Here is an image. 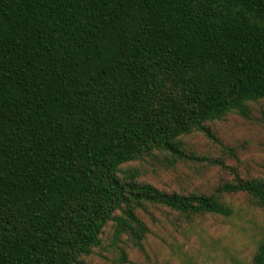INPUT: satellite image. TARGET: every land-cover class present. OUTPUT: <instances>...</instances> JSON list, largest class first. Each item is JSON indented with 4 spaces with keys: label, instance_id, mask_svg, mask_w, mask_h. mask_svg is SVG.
Returning a JSON list of instances; mask_svg holds the SVG:
<instances>
[{
    "label": "trees",
    "instance_id": "1",
    "mask_svg": "<svg viewBox=\"0 0 264 264\" xmlns=\"http://www.w3.org/2000/svg\"><path fill=\"white\" fill-rule=\"evenodd\" d=\"M264 100V0H0V264H84L112 224L143 250L145 205L264 209V178L167 193L122 166L154 153L234 174L182 137ZM121 263L127 259L120 257ZM252 264H264V237Z\"/></svg>",
    "mask_w": 264,
    "mask_h": 264
},
{
    "label": "rangeland",
    "instance_id": "2",
    "mask_svg": "<svg viewBox=\"0 0 264 264\" xmlns=\"http://www.w3.org/2000/svg\"><path fill=\"white\" fill-rule=\"evenodd\" d=\"M247 116L229 113L207 124L219 140L213 144L193 132L181 139L187 153L222 158L234 174L215 166L172 161L165 153L125 164L138 171V180L167 193H215L234 178H264V100L247 103ZM216 194V193H215ZM219 201L233 210L230 217L212 214L185 217L166 208L145 205L137 215L149 229L143 250L132 246L127 236L111 244L112 224L101 235V245L84 264H252L264 237V209L243 194L219 195ZM125 256L126 263L120 262Z\"/></svg>",
    "mask_w": 264,
    "mask_h": 264
}]
</instances>
